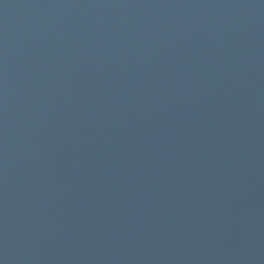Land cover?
<instances>
[{"label":"water","instance_id":"95a60500","mask_svg":"<svg viewBox=\"0 0 264 264\" xmlns=\"http://www.w3.org/2000/svg\"><path fill=\"white\" fill-rule=\"evenodd\" d=\"M0 264H264V0H0Z\"/></svg>","mask_w":264,"mask_h":264}]
</instances>
